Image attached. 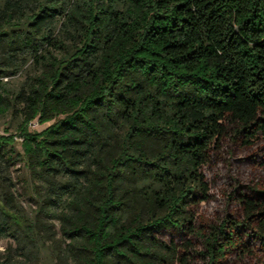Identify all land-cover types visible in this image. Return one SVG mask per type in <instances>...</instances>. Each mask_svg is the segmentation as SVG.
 <instances>
[{"label": "trees", "instance_id": "1", "mask_svg": "<svg viewBox=\"0 0 264 264\" xmlns=\"http://www.w3.org/2000/svg\"><path fill=\"white\" fill-rule=\"evenodd\" d=\"M9 112L0 264H264L263 188L199 215L228 146L264 168V0H0Z\"/></svg>", "mask_w": 264, "mask_h": 264}, {"label": "rangeland", "instance_id": "2", "mask_svg": "<svg viewBox=\"0 0 264 264\" xmlns=\"http://www.w3.org/2000/svg\"><path fill=\"white\" fill-rule=\"evenodd\" d=\"M22 79L20 76L7 78L6 84L9 87H14ZM18 121L14 118L11 112L0 116V134L15 133ZM46 124L40 125L33 121L29 125L31 130H41ZM7 131V132H6ZM15 148L20 151L19 138L15 137ZM257 145H261L260 142ZM258 148V147H257ZM256 148H244L240 145L227 147L223 152V159L216 162L207 172V177L210 182L211 197L208 202L201 205L199 210L201 223H208L217 218L222 206L226 203V194L229 191L227 183L234 179L243 183H249L258 188L264 189V168L259 162H255L253 152ZM255 159V160H251ZM230 211V210H229ZM7 244L6 240H0V252L3 251ZM233 262V261H232ZM195 264H203L197 261Z\"/></svg>", "mask_w": 264, "mask_h": 264}]
</instances>
